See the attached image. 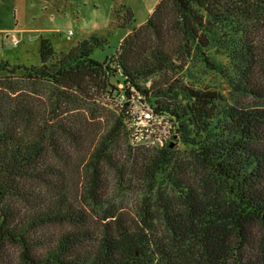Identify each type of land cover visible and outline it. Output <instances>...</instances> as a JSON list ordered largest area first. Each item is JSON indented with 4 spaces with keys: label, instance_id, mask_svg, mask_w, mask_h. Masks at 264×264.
Returning <instances> with one entry per match:
<instances>
[{
    "label": "trees",
    "instance_id": "16d2710c",
    "mask_svg": "<svg viewBox=\"0 0 264 264\" xmlns=\"http://www.w3.org/2000/svg\"><path fill=\"white\" fill-rule=\"evenodd\" d=\"M106 41L92 35L58 54L42 38L41 64L0 60V72L21 74L50 104L37 116L26 97L6 107L0 99V258L13 245L21 264H264V0H161L100 62L92 55ZM212 44L230 65L209 54ZM196 54L225 76L230 100L170 83ZM111 89L127 98L74 194L70 171L89 136L74 111L103 116ZM134 100L166 115L191 155H178L173 140L134 145ZM128 190L143 195L134 210L123 204ZM51 225L65 228L43 230Z\"/></svg>",
    "mask_w": 264,
    "mask_h": 264
},
{
    "label": "rangeland",
    "instance_id": "374dc122",
    "mask_svg": "<svg viewBox=\"0 0 264 264\" xmlns=\"http://www.w3.org/2000/svg\"><path fill=\"white\" fill-rule=\"evenodd\" d=\"M161 0H0V27L5 28L0 32V60H8L12 64L25 63L27 65L41 64L40 43L42 38L50 39L55 50L60 54L75 47L80 40L98 35L107 41L104 46L97 48L93 58L104 62L107 57L114 55L124 38L132 33L138 26L148 21L156 6ZM7 33V34H6ZM18 36L20 42L13 45L10 37ZM209 54L217 61L230 65L227 55L218 52L214 44L208 48ZM181 73H170L168 79L173 85L178 80L189 87L195 85L202 88H210L221 92L230 100V86L225 78L217 70H212L205 65L198 54L190 58ZM159 75L145 82L151 86L152 81L158 79ZM13 83L11 87L6 82ZM24 79L21 74L13 75L0 72V99L3 98L6 107L7 102L15 103L24 97L34 104L35 112L41 115L43 110L50 107L48 95L45 90L29 87L22 83ZM116 83V79L113 78ZM120 89L124 83L117 84ZM16 90V91H15ZM111 99L107 100L101 107L103 116L93 114L86 109L76 110L74 114L87 117L89 136L87 142L78 150L76 161L77 169L71 173V191L73 193L82 185L84 173L82 168L89 159L92 147L97 142L98 135L102 134L114 124L116 117L120 114L118 110V91L111 89ZM28 102V101H27ZM136 102L133 103V105ZM49 104V105H48ZM5 111V110H3ZM5 118V115L2 114ZM174 138V137H173ZM171 148L180 156L189 157L192 148L178 138L172 139ZM125 146L119 149L118 154H124V148H128L130 139L123 142ZM127 146V147H126ZM154 147L160 146H152ZM110 177L109 195H114L116 189L115 170L108 168ZM164 181H162L163 183ZM127 191V198L123 201L128 210H134L142 198L138 191ZM75 194V193H74ZM64 226L51 225L43 230L51 234H60ZM0 264H21L19 249L10 245L0 258Z\"/></svg>",
    "mask_w": 264,
    "mask_h": 264
},
{
    "label": "built area",
    "instance_id": "2783aa9c",
    "mask_svg": "<svg viewBox=\"0 0 264 264\" xmlns=\"http://www.w3.org/2000/svg\"><path fill=\"white\" fill-rule=\"evenodd\" d=\"M13 45H18L20 38L18 36L10 37ZM1 46V44H0ZM126 94H122L120 101L126 100ZM138 95V99H142ZM138 101V100H137ZM136 102V100H134ZM131 137L132 143L137 146H164L173 139V125L169 118L156 112L149 101H143L131 104Z\"/></svg>",
    "mask_w": 264,
    "mask_h": 264
},
{
    "label": "crops",
    "instance_id": "0c3cea01",
    "mask_svg": "<svg viewBox=\"0 0 264 264\" xmlns=\"http://www.w3.org/2000/svg\"><path fill=\"white\" fill-rule=\"evenodd\" d=\"M5 31V28H1L0 27V32H4ZM7 34V33H6Z\"/></svg>",
    "mask_w": 264,
    "mask_h": 264
},
{
    "label": "water",
    "instance_id": "95a60500",
    "mask_svg": "<svg viewBox=\"0 0 264 264\" xmlns=\"http://www.w3.org/2000/svg\"><path fill=\"white\" fill-rule=\"evenodd\" d=\"M177 137H178L177 135L174 136V138H177Z\"/></svg>",
    "mask_w": 264,
    "mask_h": 264
}]
</instances>
